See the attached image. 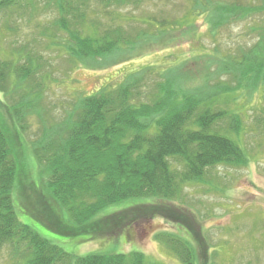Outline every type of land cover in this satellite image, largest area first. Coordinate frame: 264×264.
<instances>
[{"label": "trees", "instance_id": "trees-1", "mask_svg": "<svg viewBox=\"0 0 264 264\" xmlns=\"http://www.w3.org/2000/svg\"><path fill=\"white\" fill-rule=\"evenodd\" d=\"M89 1L55 3L60 12L58 25L69 37L66 49L71 56L81 61L105 58L121 49L122 43L128 45L141 35L146 36L142 32L131 38L117 28L104 35H82L81 31L71 29L85 22L82 8ZM136 1L101 0L120 6ZM232 10L235 18L244 15L242 10ZM15 11L28 12L33 19L37 11L35 0H0L1 16ZM208 11L205 7L204 13ZM222 23L212 21L214 28ZM260 31L261 39L238 48L235 55L223 53L219 47L214 49L209 56V67H215L226 79L219 77L211 81L214 71L208 70L206 83L210 90L203 89L206 85L200 86L201 82L193 89L187 88L180 70L152 69L158 80L148 78L153 71L147 69L129 75L117 88L103 87L79 99L74 115L58 130L46 131L33 145L36 161L43 167L44 182L41 189H36V184L30 185L38 195L35 211L21 207L47 228L63 235L87 240L115 237L138 220L169 210L168 203L179 199L183 186L204 181L210 169L219 165H244L247 158L242 147L223 133L224 123L229 124L230 130L238 124L237 115L229 119L227 110L220 109L219 99L225 93L250 91L264 84V27ZM16 55L10 61L0 57V93L4 96L11 78L24 82L38 69L33 67L35 57L23 47ZM36 98L33 101L22 98L12 110L14 122H20L14 130L18 136L25 129L26 111L38 105ZM239 99L234 98V102ZM1 104L9 108L2 100ZM9 129L0 119V250L10 245L20 253L23 246L25 264H145V256L137 251L128 255L102 251L77 256L22 222L14 192L16 198L17 181L20 179L22 183L27 164L15 153L14 147L21 145L10 142L16 134ZM20 186L22 191L29 187L25 183ZM132 199L142 202L102 215L109 206ZM154 199L156 204L152 203ZM179 216L183 220L186 217L181 212ZM157 239L182 264H198L192 240L170 233H160Z\"/></svg>", "mask_w": 264, "mask_h": 264}, {"label": "rangeland", "instance_id": "rangeland-1", "mask_svg": "<svg viewBox=\"0 0 264 264\" xmlns=\"http://www.w3.org/2000/svg\"><path fill=\"white\" fill-rule=\"evenodd\" d=\"M56 1L35 0L37 11L33 19L29 10L0 14V57L16 59L17 51L23 47L35 57L33 67H38L27 81L11 78L7 95L0 93V99L9 106L3 107L0 100V119L13 133L15 124L20 123L14 122L13 108L22 98L33 101L38 97V105L26 111L25 129H19L20 136L15 133L16 138L10 139L12 144L21 145L14 147L15 153L27 164L21 181L29 187L22 191L19 179L16 198L14 192L19 219L77 256L102 251L128 255L137 251L145 256V264H182L157 239L160 233H170L193 241L198 264H264V84L250 91L225 93L219 99L220 109L227 110L229 119L237 115L238 124L230 130L229 124L224 123L223 133L240 144L246 163L210 169L204 181L184 185L179 199L168 203L171 208L163 214L138 220L115 237L87 240L53 231L21 207L35 211L38 195L30 185L41 189L44 182L43 167L36 161L33 145L46 131L62 127L74 115L79 99L103 87L117 88L129 75L147 69L180 70L187 88L193 89L201 82L200 86L206 85L203 89L210 90L206 83L208 70L214 71L211 81L226 77L215 67H209V56L217 47L223 53L235 55L238 48L261 39L264 0H138L123 6L90 0L82 8L85 22L71 29L81 31L82 35H104L117 28L131 38L142 32L146 36L141 35L128 45L122 43L121 49L105 58L84 61L71 56L66 49L69 37L58 25L60 12ZM205 7L209 9L207 13ZM233 8L242 10L244 15L235 18L231 14ZM219 13L225 16L219 18ZM218 19L223 23L214 28L212 21ZM148 78L160 79L154 71ZM238 97L239 101L234 102ZM141 202L132 199L109 206L102 215ZM179 212L186 216L184 220ZM23 251V246L17 253L12 246L5 245L0 250V264H25Z\"/></svg>", "mask_w": 264, "mask_h": 264}]
</instances>
